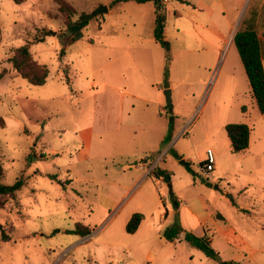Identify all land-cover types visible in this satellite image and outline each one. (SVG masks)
Returning <instances> with one entry per match:
<instances>
[{
    "label": "rangeland",
    "instance_id": "obj_1",
    "mask_svg": "<svg viewBox=\"0 0 264 264\" xmlns=\"http://www.w3.org/2000/svg\"><path fill=\"white\" fill-rule=\"evenodd\" d=\"M64 1L74 14L57 0H0V181L27 180L15 199L0 198L10 237L0 229V264H221L186 233L212 238L223 262L264 264V114L233 43L246 20L264 43V0H169V63L153 3ZM82 14L89 24L74 35L66 24ZM26 44L50 71L44 86L9 62ZM230 124L250 128L245 151L233 152ZM84 130L91 151L81 158ZM208 150L215 170L205 176ZM137 161L149 173L135 185L122 170ZM136 213L145 219L129 234ZM78 225L91 234L68 233ZM177 225L183 232L168 241Z\"/></svg>",
    "mask_w": 264,
    "mask_h": 264
},
{
    "label": "trees",
    "instance_id": "obj_2",
    "mask_svg": "<svg viewBox=\"0 0 264 264\" xmlns=\"http://www.w3.org/2000/svg\"><path fill=\"white\" fill-rule=\"evenodd\" d=\"M16 3H22V0H14ZM62 12H67L69 15L74 14L72 7L64 0H57ZM136 2L139 4H145L153 2L155 5V27H154V39L165 50L167 56V62L171 61V45L165 38V28L167 22L166 6L163 0H116L114 3L123 2ZM183 4L189 3L186 0H177ZM91 16L88 14H82L77 21H68L66 24L67 29L72 34H77L80 31L87 28ZM256 23H245L241 25L239 30L235 33L233 43L237 48L241 62L245 68L246 76L252 89L253 97L257 103L259 112L264 114V46L259 36ZM13 69L20 74V76L27 80L34 86L46 85L50 71L47 66L39 64L32 57L30 44L23 45L17 48L12 57L9 58ZM6 70L0 72V81L5 77ZM69 80V79H68ZM245 110V109H244ZM227 136L231 142L233 152L239 153L245 151L249 146L250 141V128L244 124H230L226 126ZM149 156H145L143 160H149ZM2 168H0V172ZM164 171H158L157 177H165ZM27 185V180L21 176L13 185H6L0 181V198L6 197L15 199L18 192H20ZM176 208H178V202H175ZM145 217L143 214H134L126 226V231L129 234H135ZM2 231L1 239L4 242L10 240L9 235L6 233L4 227L0 225ZM183 232L181 226L169 228L165 232V237L168 241H174ZM68 233L80 235L83 237L89 236L91 231L88 227L78 225L74 231H68ZM185 240L193 247L201 250L205 255L210 258L219 261L221 264H230L223 262L218 254L211 248V242L205 237H197L192 233H186Z\"/></svg>",
    "mask_w": 264,
    "mask_h": 264
},
{
    "label": "crops",
    "instance_id": "obj_3",
    "mask_svg": "<svg viewBox=\"0 0 264 264\" xmlns=\"http://www.w3.org/2000/svg\"><path fill=\"white\" fill-rule=\"evenodd\" d=\"M169 2V0H163V3L165 4V6H167V3ZM148 3H150V2H148ZM151 3H153V2H151ZM139 4V3H138ZM146 4V3H145ZM153 5H154V3H153ZM209 13L210 14H213V9H210L209 10ZM154 17H155V5H154ZM154 23H155V19H154ZM234 38V37H233ZM263 46H264V43H263ZM263 63H264V60H263ZM162 115V114H161ZM163 116V115H162ZM92 131L91 130H84L83 132H81V136H82V138H83V141H84V150H83V152H81V153H79L78 155L79 156H81V158H84V157H86L87 155H89V153H90V144H91V136H92ZM162 141L164 142L165 140H166V135L165 136H163L162 138ZM146 151H150V150H146ZM147 153L148 152H145V154H144V156L141 158L142 160H143V158L145 157V156H147ZM164 158H166V156L164 157ZM184 158V157H183ZM150 161V160H149ZM185 161V160H184ZM141 162L142 161H137V162H135V165H134V167L132 168V169H124V170H122V172H123V174L125 175V174H127L128 172H130V174H133V175H131V177H135V185H137V184H144L145 183V179H147V177H148V173L149 172H147L146 170H144V167L141 165ZM155 175V174H154ZM150 176V175H149ZM156 176V175H155ZM161 178H163V177H160L158 180L159 181H161V182H163V180H164V178H163V180H161ZM172 181H173V179H172ZM174 183V182H173ZM177 202H178V205H179V203H182V201H181V199L179 198L178 200H177ZM190 216L193 218V219H196L197 220V222H199L200 223V225L201 226H203V224L200 222V219H199V217L196 215V214H194V213H191L190 214ZM165 220V219H164ZM203 237H205V238H207L211 243H212V238H208V237H206V235L204 234L203 235Z\"/></svg>",
    "mask_w": 264,
    "mask_h": 264
},
{
    "label": "water",
    "instance_id": "obj_4",
    "mask_svg": "<svg viewBox=\"0 0 264 264\" xmlns=\"http://www.w3.org/2000/svg\"><path fill=\"white\" fill-rule=\"evenodd\" d=\"M106 12H108L107 7L102 6V7H100V8L94 13L93 16H98V15H101V14L106 13ZM53 35H55V34H53ZM166 97H167V104H168L170 110H172V100H171V96H170V91H167V93H166ZM164 181L167 183L168 188H169V190H170V193L173 194V189H172V184H171V178H170V176H169V175H166V176L164 177ZM207 186H208V187H213V185H212V184H209V183L207 184Z\"/></svg>",
    "mask_w": 264,
    "mask_h": 264
},
{
    "label": "built area",
    "instance_id": "obj_5",
    "mask_svg": "<svg viewBox=\"0 0 264 264\" xmlns=\"http://www.w3.org/2000/svg\"><path fill=\"white\" fill-rule=\"evenodd\" d=\"M214 164H215L214 153L211 150H208L207 159L200 166L201 173L205 176L210 175L215 170Z\"/></svg>",
    "mask_w": 264,
    "mask_h": 264
}]
</instances>
